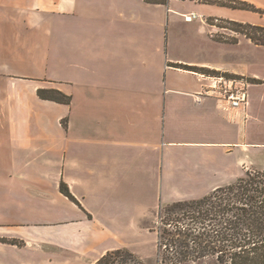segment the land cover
I'll return each mask as SVG.
<instances>
[{
    "label": "crops",
    "instance_id": "1",
    "mask_svg": "<svg viewBox=\"0 0 264 264\" xmlns=\"http://www.w3.org/2000/svg\"><path fill=\"white\" fill-rule=\"evenodd\" d=\"M169 3L0 0V264H95L122 248L147 257L160 205L264 170L254 160L264 45L222 43L253 48L225 65L166 42V22L171 39L180 24ZM175 65L245 76L248 107L224 110L203 94L209 73ZM40 88L71 104L41 99Z\"/></svg>",
    "mask_w": 264,
    "mask_h": 264
},
{
    "label": "trees",
    "instance_id": "2",
    "mask_svg": "<svg viewBox=\"0 0 264 264\" xmlns=\"http://www.w3.org/2000/svg\"><path fill=\"white\" fill-rule=\"evenodd\" d=\"M155 2L166 3V0ZM205 3L258 10L240 0H211ZM230 22L241 28L236 31L254 43L264 45V27ZM175 66L205 71L199 67ZM205 72L220 73L215 70ZM37 94L43 100L62 104H71L72 101L70 95L55 88H40ZM60 190L75 200L64 182H61ZM160 209L157 243L159 264H264V170H247L232 184L216 188L202 198L177 201ZM2 240L22 245L17 240ZM95 264L146 263L128 249L122 248L108 251Z\"/></svg>",
    "mask_w": 264,
    "mask_h": 264
},
{
    "label": "rangeland",
    "instance_id": "3",
    "mask_svg": "<svg viewBox=\"0 0 264 264\" xmlns=\"http://www.w3.org/2000/svg\"><path fill=\"white\" fill-rule=\"evenodd\" d=\"M155 1L156 0H148L150 3H157ZM209 1L211 0H172L171 2L170 0H166V3H162L167 5L170 2L169 5L171 11L179 13L180 21L179 27L176 30V37L174 36V39H171L172 28L171 26L168 27L166 22L165 41H176L179 43L189 42V44L194 43L198 50V54H200L199 56H202L212 62L222 63L225 65H236L241 63L243 55L251 53L253 48H251L252 46L248 44L245 38H243V41L238 45H227L234 44L235 41L239 42V39L243 36L242 33L236 31L241 28L232 24L230 21L258 25L262 19L264 20V9L262 7V5H264V0H240L253 5L256 9H258L257 11L220 7L214 4L205 3ZM193 14L199 15V17L193 20L186 19L187 16H191ZM169 16V22H171L175 18V15L170 14ZM263 151L264 150H262L261 154H256L254 156L256 166H264ZM165 205L167 204L160 206ZM160 211L161 209L159 207L158 210L155 211L154 216L151 218L149 223L150 229L152 231H156L157 233V243L158 230L161 220ZM146 247L149 256L140 257L135 253L134 254L141 258L146 264H159L158 247H154L153 239L150 240V244Z\"/></svg>",
    "mask_w": 264,
    "mask_h": 264
},
{
    "label": "built area",
    "instance_id": "4",
    "mask_svg": "<svg viewBox=\"0 0 264 264\" xmlns=\"http://www.w3.org/2000/svg\"><path fill=\"white\" fill-rule=\"evenodd\" d=\"M199 15L187 16V20L198 18ZM204 85L203 94L218 100L224 110L238 112L249 105L250 81L245 76L218 74H200Z\"/></svg>",
    "mask_w": 264,
    "mask_h": 264
}]
</instances>
